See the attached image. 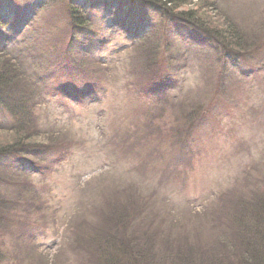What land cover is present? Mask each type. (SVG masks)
Masks as SVG:
<instances>
[{"label": "rangeland", "instance_id": "obj_1", "mask_svg": "<svg viewBox=\"0 0 264 264\" xmlns=\"http://www.w3.org/2000/svg\"><path fill=\"white\" fill-rule=\"evenodd\" d=\"M67 1L12 0V4L22 11L21 19L25 26L31 24L29 29L32 32L41 29L44 37L46 34L51 40L48 44L58 53H64L70 41L64 14ZM87 1L92 29L105 33L106 28L102 24L109 10L99 6L102 0ZM123 1L127 5L126 12L136 18L142 16L143 21L139 23H146L145 26L152 30L143 47L160 51L159 70L173 66L167 60L171 54L185 56L190 61L181 63V68L172 74V87L167 96L136 101L128 87L136 83L131 82L130 77L132 55L119 52L123 42L121 36H111L108 45L89 53V58L79 59L75 55L77 62L86 68H94L92 63L99 58L108 62L112 68L109 70L111 74L101 77L106 87L105 100L100 107L97 103L91 105L94 102L75 106L61 100L58 103L60 106L49 104L47 107L43 105L42 109L41 106L36 108L39 127L43 131L41 138H31L32 146H42L44 143L45 147L62 148L66 158L56 163L51 161L58 156V150H52L45 159L49 160L46 176L19 179L20 183L12 184L17 190L3 188L4 194L12 196L15 192L16 200L17 192L22 187L20 191L24 193H36L38 196L33 202L39 203V208L28 213L33 209L26 207L30 206V203L25 204L30 196H25L21 222L15 224L11 236L5 237L0 230V254L4 256L2 264H92L84 249L77 245L65 246V238L71 232L68 231V220L82 213L81 218L84 219L81 228L75 227L78 221L74 222V228L81 231L85 240L88 235L85 233L88 230L86 220L92 222L101 215L105 217L118 205L130 203L140 208L143 219L149 211L158 215L160 221L163 219L161 226L152 224L147 230L142 226L131 228L143 234L144 239L139 245L148 253L150 264H170L167 258L161 257V252L168 249L180 248L187 253L208 252V256L213 253L217 255L224 249L222 241L225 235L212 232V225L221 222L217 231L221 233L224 230L226 234L228 230L222 226L228 216L221 217V209L231 204L232 200L246 197L241 196L240 192L249 191L246 194L250 195L264 187V164L258 165L259 157L264 156V0H190L177 10H199L243 33L248 42L247 48L235 50L244 57V64L249 67L245 72H238L232 68L234 65L226 64L220 59L221 53L217 47H211L184 25L162 24L160 13L155 8L166 0H148V5L143 4L145 0L143 3L140 0ZM36 3L41 5L35 13L36 18L31 19ZM171 14L175 13L171 11ZM189 17L194 19L193 15ZM196 21L206 26L207 22H211L210 19H202L201 15ZM190 25L196 24L191 21ZM199 37L205 43L199 44ZM133 61L135 69L138 73L142 71L144 78H149L150 72L146 70L153 72L155 69L152 65H146L142 49L133 55ZM140 86L144 87L145 84L141 83ZM1 89L4 92L5 88ZM44 89L49 91L51 85ZM8 91L6 95L12 92L9 88ZM218 97L222 101L218 110L208 116L201 129L188 137L183 147V156L187 157L189 150L199 151V155L195 156L191 166L189 160L181 159V172L167 178L159 161L148 158V151L166 152L175 157L169 150L171 143L180 146L179 139L173 142L178 135L170 134L173 128L178 127L174 118L178 116L181 119V110L188 116L195 112L201 115L205 106L207 108L212 99ZM52 102L57 104L55 100ZM190 120L193 122V119ZM164 121L168 124L167 135L165 131L161 137L158 132H143L144 127L154 130L153 127H159ZM195 126L193 123L192 127ZM21 129L24 130L22 127L16 131ZM27 129L30 132L33 130L30 126ZM16 131L0 134V138L11 137ZM49 136H53L51 143ZM20 139L17 136V142ZM136 141H141L142 146L139 147ZM172 157H168V160ZM144 160H148V165H144ZM0 172H4V165L0 167ZM124 185L128 188V197L115 201L116 206L113 202L100 205L105 194L114 195ZM221 193H227L222 205L214 198ZM133 210L137 217L138 208ZM177 221L183 222L185 228L169 229L170 233L164 230ZM227 237L231 243L237 242L235 236ZM15 239H21L18 242L27 255L24 256L22 252L23 255L18 257L20 254L16 249L21 251V247L15 245Z\"/></svg>", "mask_w": 264, "mask_h": 264}, {"label": "trees", "instance_id": "obj_2", "mask_svg": "<svg viewBox=\"0 0 264 264\" xmlns=\"http://www.w3.org/2000/svg\"><path fill=\"white\" fill-rule=\"evenodd\" d=\"M140 1L142 2L143 0ZM147 1L148 0H145V3H142L148 5ZM189 1L190 0H166L161 3L159 2L160 5L155 9L160 13V22L164 25L172 23L190 25L191 21L195 22L196 25L193 26V29L202 34L207 42L215 45L219 53L223 56L236 53L235 49L242 50L247 48L246 43L248 42L245 41L243 33L236 32L228 23H219L217 19H214L211 15L203 12L200 13L199 10H188L186 12L177 11L186 6ZM88 4L87 0H68V5L65 7L64 11L67 16L68 35H70L71 39L74 38L75 40L80 34L84 35V39L90 36V34H88L91 30V28H89ZM103 5H106L105 2ZM171 11L175 14H171ZM191 15L194 16V19L193 17H189ZM198 15H201L202 19H210L212 23L207 22V26L199 23L196 21ZM212 20H216L218 23ZM157 28L160 30L159 27ZM143 45L146 46V42H143L135 48L136 53L142 49L145 54L146 65L149 67L152 65L155 69L153 72H151L150 69L146 70L150 72L149 78H144L141 71L140 75L136 76V79L146 84L147 89L157 88L156 92L158 95H163L165 88H168V81L162 76V73L164 72L165 75L166 72L171 71V68L173 69L177 65H181V63L186 64L188 58L181 55L179 56L178 54H171L168 57V62L173 66L170 69L166 68L165 70H159L157 65L160 62L158 58L160 51L152 47H143ZM84 49L87 53V51L89 52L91 50V47L87 43ZM34 54L36 53L32 50L29 53H24V58L18 60L8 57L6 54H0V101L5 104V108L9 113V115L0 116V118L4 119L2 121L0 120V134L7 135L10 131H16L22 127L24 128V130L21 129L16 131V134L11 137L5 139L0 138V162H2L0 167L4 165V172H0V230L1 234L5 237L11 236L10 233L15 229V224L21 222V212H23L21 207L24 205V203H22L25 201L24 197L30 196L29 202H25V204L30 203V206L26 207H30L31 210H33L28 213L34 212L35 209L39 208V203H34L38 195L36 193L30 194L26 189V193L20 191L23 190V187L17 192V200L14 199L15 192L10 196L4 194L3 188L8 187L17 190L15 186L12 185L13 183H20L19 179L31 180L32 178H37L38 172H45L42 173V175L44 174L43 176H46L49 160L45 159L52 150H58V156L51 161L66 158L62 148L45 147L46 145L44 143L42 146H32L34 144L31 143V138H41L43 131L39 127V115L36 112V108L41 106L40 109H42L43 105L47 107L45 94H43L40 88V83H49L57 78L58 75L56 76V74H59L61 85L67 86L68 93H81L79 95L80 100H87L91 97L99 96V94H97L98 86L100 88L99 82L104 80L101 79V77L104 76L103 73H99V71L96 70L85 72L80 68H74L69 62H65V64L54 63L55 65H48V67H46L44 63L40 65L35 61L37 59H35L34 56L36 55ZM28 59L34 62L31 67L26 62ZM96 66L97 68H103L104 65L101 66L99 63L96 64ZM177 70L178 68L175 69V71ZM1 88H5L4 92H2ZM8 88L12 92L6 95L7 93L5 92L8 91ZM181 108L185 107L181 106ZM180 114H182V116H180L181 119H179L178 116L174 118L176 126L178 127L173 128L170 134H177L178 139H183L186 135L185 132H187V134L189 133L188 129L192 124L197 123L198 125L200 121L203 120V117L200 114L197 115L196 112L192 114V116L189 115V117L188 113L184 110H181ZM184 117H186V120ZM190 118L193 119V122H191L192 120H190ZM182 123H184V125H181ZM28 126L33 128V130L30 129L33 133L32 131H28ZM144 128L146 134L158 132L160 137L163 131H165L166 135L169 133L166 121L162 122L159 127H153L154 130L150 129L148 126ZM17 136L21 138L19 142H17ZM52 137L53 136H49V143L53 141ZM126 143L127 141L124 142V144ZM184 145L185 143L182 142L181 147H173V149L181 154L179 155L180 159L189 160V162H191L189 156H183L185 152L183 149ZM152 153H155V151H152ZM194 156H196V154H194ZM150 159L157 160L160 163L164 160V154L156 153L154 156L150 157ZM258 160L260 161L258 165L264 164V156L261 158L259 157ZM144 162V165H148V160H144ZM178 163V159L175 158L171 165L168 166L166 173H175ZM160 165L163 166L164 164L162 163ZM245 186L246 185H244V187ZM121 187L124 188L114 195L112 193L105 194L100 205L105 202L110 204L113 202L116 206L117 204L115 201L128 197L127 186L124 185ZM247 188H249L248 184ZM248 192H240L242 194L241 196L246 197L237 201L232 200L231 204L221 209L220 216H228L227 221L222 225L224 229L225 226L228 229L226 234L224 230H222L221 233L220 230L217 231L221 222L212 225V232L221 236L225 235L223 236L224 239L222 238L224 249L219 254L214 255L213 253L208 256V252L194 254L188 251L187 253L178 248L177 250L168 249L171 251L167 250V252L162 251L161 257L167 258L170 264H264V187L262 190L255 191L250 195L246 194ZM226 194L222 196L224 200L222 199L219 204L222 205L224 203ZM128 203H130L129 199ZM31 204L33 205L31 206ZM41 205L42 203H40V206ZM134 208H138L139 210L137 217L135 215L136 212L133 210ZM230 212L233 213L230 214ZM204 214L208 213L205 212ZM144 215L145 217L143 219L141 210L135 203L126 204L125 206L118 205L115 211H110L105 217L101 215L91 220L92 222L86 220L88 230L85 233L88 235L86 239L83 240L81 231L78 232L74 228V222L76 221L79 222V224L75 226L77 227L76 229L81 228V222L84 218H81L82 213H79L74 219L70 218L67 222L69 226L68 231L71 232H69L70 235L67 237L68 239L65 238V246L71 247L77 245L81 250L84 249L86 252H83L92 260V264H150V259L148 260L147 257L148 253L143 251L139 245L144 239L143 234L137 233L136 230L132 231L131 228L134 226H142L147 230L151 228L152 224L161 226L163 219L160 221L159 216L153 215L150 211ZM179 226L181 229L185 228V224L180 221L172 223L171 228L163 227H165L164 230H174ZM137 228L139 229V227ZM3 235H1V238H3ZM231 235L235 236V240L237 241L234 244L231 243L227 237ZM31 240L32 239H30V241ZM180 240L179 238V241ZM18 241H21V239H18ZM18 241H16V239L14 241L15 245L21 247V251L16 249V252L20 254L18 257L23 255L22 252H24V256L27 255L28 253L25 250L22 251V245ZM173 241L175 242L174 239ZM2 262H4V256L0 254V264H2Z\"/></svg>", "mask_w": 264, "mask_h": 264}]
</instances>
